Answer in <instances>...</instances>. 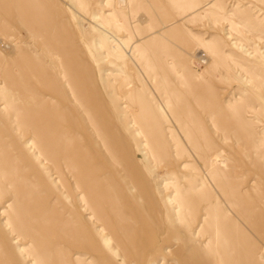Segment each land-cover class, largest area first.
<instances>
[{
	"label": "rangeland",
	"instance_id": "rangeland-1",
	"mask_svg": "<svg viewBox=\"0 0 264 264\" xmlns=\"http://www.w3.org/2000/svg\"><path fill=\"white\" fill-rule=\"evenodd\" d=\"M0 29V264H46L43 251L54 252L48 264H58L55 244L68 238L61 231L66 197L55 186L53 164L44 165L46 158L61 164L48 146L56 132L72 140L66 143L80 175L86 154L94 158L88 165L106 175L99 182L101 198H95L101 220L90 225L85 211L70 217L76 227L69 240L104 254L76 256L79 264H123L118 254L124 248L127 264L164 257L159 264H214L198 243L208 235L174 236L198 226L207 230L199 205L191 204L195 224L186 203L179 209L177 189L204 190L212 171L223 208L232 211L221 264H264V0H135L129 14L116 0H0ZM71 91L84 108L72 102ZM84 109L98 128L110 130L111 156L95 144ZM132 122L144 131L149 122L165 129L164 139L150 144L147 161L128 142L125 127ZM194 154L200 164L189 159ZM138 194L143 199L136 201ZM115 195L142 226L135 224L129 240L112 229L122 241L117 254L95 231L111 222L106 203ZM51 197H59L53 211ZM163 198L175 201L173 218H167ZM46 218L56 221L45 224ZM164 247H172L174 256H166Z\"/></svg>",
	"mask_w": 264,
	"mask_h": 264
},
{
	"label": "bare ground",
	"instance_id": "bare-ground-1",
	"mask_svg": "<svg viewBox=\"0 0 264 264\" xmlns=\"http://www.w3.org/2000/svg\"><path fill=\"white\" fill-rule=\"evenodd\" d=\"M134 1L135 0H116V4L118 6V9L121 10V13L129 14V12H131V8H132ZM9 42L12 43V40H9ZM200 47H204V46H200ZM12 55H13V53H12ZM169 66L172 67L171 70L174 71L173 64L170 63ZM71 96L74 97V100L72 101L74 104H77L80 109L84 108V106L82 105V103L80 102V100L78 99V97L75 95V93L73 91H71ZM178 103L180 104V102H178ZM157 110L159 111L160 117L163 120H165L166 122H168L164 108L157 106ZM81 113H85L87 115L88 121L94 127V131L96 133L95 144L98 145L106 155L111 156L112 151H111V148L109 147V141L106 140L107 139L106 136H107V134L110 133V130L98 128V126L94 123L95 121H94L93 116L90 114V112L88 110L84 109ZM149 123L150 124L148 125L149 128L147 131H144L143 128H139L140 125H138L135 122L129 123L125 127V130L129 134L130 139H132V142L130 139L128 140L129 144H131L133 147L137 148L138 152L144 157V159L146 161L152 155L150 150H149L150 144H152V142L154 140L159 141L160 139L161 140L164 139L163 133L165 132V129H163L162 126L159 125V123H157V122H149ZM114 130L116 131V133L119 134L120 126H118V127L115 126V128H113V131ZM54 133H55V131H54ZM56 133H55L54 137H52L53 136L52 133H50V134H52V136H50V134H49V136H50L49 138H51V139L50 140L48 139L49 140L48 146H49V149H51V151H52V153H51L52 157L56 153L59 156V158L61 159V164L56 163L57 160L54 162L53 159L46 158L44 165L46 163L47 164L48 163L53 164L54 167L52 170L58 176L57 181H55V186L57 187V185H59V189L61 187L63 190H65V193L63 194V196L66 197V203H63V206L61 207L62 212L65 216V219L62 221L63 227H61V231L68 238H66V237L60 238V241H58L57 244H55L56 245V251L55 252L57 255L56 257L58 258V264H79V262L76 261V259L79 256H85L86 258H92L93 259V258H99L98 253H100V255H104V254L102 253V251L97 250L95 247L94 248L90 247V249H89L87 247L80 246L76 243H72L69 240V237L73 233V229L76 227V222L71 221L70 217H73V215H75L77 212L79 213V211L80 212L85 211V212H91V216L89 218V221L91 223L90 225L93 226V225H95V222H99L101 220L99 217L98 218L96 217V213L98 211H100L101 208H100V204H98V205L95 204V203H97L95 198H96V196L101 198L100 197L101 192L98 190L99 182L104 180L106 178L105 177L106 175L100 174V171H101L100 166L95 167V166L90 165V164L88 165L87 158H89L90 160H94V158H92V156H90L89 154H86V159L84 160L85 164H84V167L82 169V173L80 175L79 168L76 165V163L74 162L75 155L70 154L71 149L69 150V148H70L71 143H66V141L72 142V140L69 138V136L67 134H63V136H59L58 135L59 133H58L57 134L58 137H55ZM119 136H118V138L120 139L121 145H122L123 149L125 150L126 146L124 144L125 143L124 139H121V137H119ZM167 136L169 138H172L173 133L169 132V135H167ZM141 138L145 139L146 142L142 141ZM225 139L231 140L229 138H225ZM132 143H134V145ZM204 144H205V142H204ZM37 157H41V154H37ZM193 158H195L196 161L199 163V157H197L195 154L193 156H189L190 160ZM63 167L66 168V171L68 173L67 176L64 174ZM214 173H215V171L211 172L212 181L203 179L201 186L204 190H202V191H200L199 187H192V186L189 189H182V190L177 189L178 194H182L181 198L183 199L179 203V206H178L179 209H181L183 204L186 203L184 205V207H185V211H187V213L191 217L190 220L192 219V221L195 224V222H197V220L201 219V222L203 223L202 226L203 225L208 226L207 230L204 232L203 229L200 228V226H198L196 229L192 228L188 231L182 230L180 232V234H174V236L176 237L178 235L177 236V240H178V237H180L182 239H185V238L189 239L190 235L191 236L193 235V236L201 239V238H204L205 236L208 235L207 240L204 243H202L200 240L198 241V243H201V245H203L204 248H207L208 251L212 253L214 264H221V258L223 256L224 247L226 244L223 231H224V227H225V222H226V220H228L227 219L228 215L232 211H230V210L226 211L223 208L222 191L220 189V186H217L214 183V180H213ZM22 182H27V179L23 178ZM60 182L62 183V186H60V184H59ZM16 185H18V184H15V183L10 184V186H12V187H15ZM130 190L132 192L135 189L130 188ZM94 195H95V197H94ZM204 195L206 197H209V198L204 200V198H205ZM28 198L30 199V196H28ZM135 199L137 201V200L143 199V197L141 194H138ZM131 201H133V200L129 199V203H131ZM57 202H59V197H54V198L51 197V200H50L51 209L49 211L54 210L56 204H58ZM174 202L175 201L173 199L163 198V204L165 205V207L167 209V218H169V217L173 218L171 205ZM106 204L108 207V213H109V215H111V222H110V218H109L107 221L102 223L103 225L101 227H99L101 230L95 229V228L94 229H95L96 233L103 240L104 245L108 249V251L112 252L113 254H115V253L117 254L118 248L122 247V241L117 237H115V238L112 237L113 236V233L111 232L112 229H116L118 232H120L123 235V238H125L126 240H129L132 236V233L135 232V224H139L140 226H141V224L137 220H136L137 222L132 221V219H133L132 216H133L134 212H130L128 214H125L121 210L120 205L122 204V202L116 195L113 197L109 196L108 202ZM191 204H195V206H197V205L200 206V209L202 212L201 218L198 219V217L196 216V215H198V213L196 215L192 214V210L195 207L191 208ZM47 212H48V210H47ZM178 213L179 212L175 213V215H173V216L174 217L178 216L179 215ZM34 220H37V219H34ZM43 220H44L45 224H49V223H52L53 221L54 222L56 221V219L52 220L49 218H46ZM189 222H191V221H189ZM37 227H39V226H37ZM158 228H159L160 232L163 231V229L161 230V226H158ZM140 230H143V228H141ZM106 231H109L111 233L110 237L104 236V233ZM170 234H172V233L170 232L169 236H170ZM156 237H158V233L155 235L154 238H152L151 244L149 245V247L147 249V253H144L145 256L148 255L154 249V246L156 243V239H155ZM112 240H114L116 247L111 246ZM60 245H63V248H64L63 251L60 249ZM172 247H168V248L164 247L162 249L163 252H166V256H174V253L171 251ZM88 250H90L91 252H88ZM126 252H127V249L124 248V251L121 254H118V256L121 257V259L123 260V264H127V261H128V255L126 254ZM53 255H54V252L43 251L42 254H40L41 262L46 263V264L50 263L53 260V258H52ZM179 255H180V253H179ZM76 256H78V257H76ZM119 257L117 258V261L120 260ZM38 259H39V255H38ZM164 259H167V258L164 257L158 262L160 263L161 261H164ZM88 260L89 259H87V261ZM140 261L142 262L143 259H141ZM167 262H168V260H167ZM156 263L152 259L149 260V264H156ZM159 263H157V264H159ZM117 264H118V262H117Z\"/></svg>",
	"mask_w": 264,
	"mask_h": 264
}]
</instances>
